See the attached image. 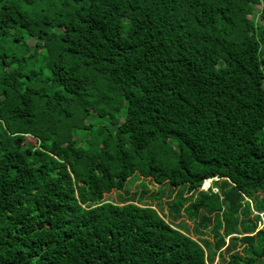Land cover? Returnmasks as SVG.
Wrapping results in <instances>:
<instances>
[{"label":"trees","instance_id":"trees-1","mask_svg":"<svg viewBox=\"0 0 264 264\" xmlns=\"http://www.w3.org/2000/svg\"><path fill=\"white\" fill-rule=\"evenodd\" d=\"M0 264H264V0H0Z\"/></svg>","mask_w":264,"mask_h":264},{"label":"rangeland","instance_id":"rangeland-1","mask_svg":"<svg viewBox=\"0 0 264 264\" xmlns=\"http://www.w3.org/2000/svg\"><path fill=\"white\" fill-rule=\"evenodd\" d=\"M32 142L33 143H37V140H32ZM133 179L130 180L129 184L127 185V189L126 190L128 191V193H130V195H131L130 198H135V200L137 201V198L144 191V189L141 187V182H142L141 180H138V182L135 185H133ZM147 183H149L148 184V186H149L148 190L150 189V191L152 190V192H154L156 194H158L163 189V186L153 185L149 181H147ZM207 187H208V185L205 184L203 188H207ZM215 191H218V190H215ZM118 196H119V193L118 192H114L110 197L113 198L114 200H116V199H118ZM169 199L170 198L164 199L165 203L168 204V200ZM165 209L167 211V208H165ZM183 221L184 222H188L187 218H184ZM190 226H193V224H190ZM203 231H207V230H203ZM195 234H196L197 237H200V234H197V233H195ZM211 238H212V236H211Z\"/></svg>","mask_w":264,"mask_h":264},{"label":"clouds","instance_id":"clouds-1","mask_svg":"<svg viewBox=\"0 0 264 264\" xmlns=\"http://www.w3.org/2000/svg\"><path fill=\"white\" fill-rule=\"evenodd\" d=\"M207 182V181H206ZM206 182H204L203 184L205 185L206 184ZM212 182V181H211ZM211 182H210V185L207 187V188H203L204 187V185H202V189L203 190H208L209 188H210V186H211Z\"/></svg>","mask_w":264,"mask_h":264},{"label":"bare ground","instance_id":"bare-ground-1","mask_svg":"<svg viewBox=\"0 0 264 264\" xmlns=\"http://www.w3.org/2000/svg\"><path fill=\"white\" fill-rule=\"evenodd\" d=\"M212 180L211 179H209L208 181H207V183H206V185H210V182H211Z\"/></svg>","mask_w":264,"mask_h":264}]
</instances>
